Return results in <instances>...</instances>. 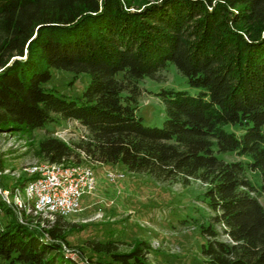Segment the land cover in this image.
<instances>
[{"label": "trees", "instance_id": "obj_1", "mask_svg": "<svg viewBox=\"0 0 264 264\" xmlns=\"http://www.w3.org/2000/svg\"><path fill=\"white\" fill-rule=\"evenodd\" d=\"M168 62L199 91L160 90L163 125H145L138 82ZM51 68L89 73L83 98L46 89ZM56 116L87 134L77 142L46 136L38 150L45 161L123 164L160 182L198 179L211 213L204 263L264 264V0H0V130L32 134ZM227 152L249 160L217 156ZM0 205V264H149L143 241L128 252L96 243L112 259L85 258L67 251L62 217L40 230L16 217L2 222L3 211L14 214Z\"/></svg>", "mask_w": 264, "mask_h": 264}, {"label": "rangeland", "instance_id": "obj_2", "mask_svg": "<svg viewBox=\"0 0 264 264\" xmlns=\"http://www.w3.org/2000/svg\"><path fill=\"white\" fill-rule=\"evenodd\" d=\"M52 78L44 84L66 99L80 100L90 83L89 73H80L51 68ZM118 78L122 77L119 72ZM139 95L136 113L148 126L161 127L165 120V108L157 93L173 88L191 95L199 89L192 87L187 78L168 62L157 73V78L144 77L138 82ZM56 121L32 134L22 131L0 130V159L2 160V184L9 189L28 179L27 168L45 164L39 154V143L48 135L68 142H77L86 134V129L73 120L56 116ZM226 131L243 133L239 125L227 124ZM226 161L249 158L235 153H217ZM66 160L65 165L82 164L92 167L97 180L103 181L93 195H85L82 209L63 217V229L71 249L80 251L85 258L112 259L107 252H95L96 243H110L114 251L128 252L139 241L149 246L144 252L149 264H205L201 253L205 237L202 227L210 222V210L204 195L206 185L198 179L160 182L145 173L129 172L123 164H99L82 159ZM121 173L123 178L110 182L106 172ZM255 182V175L248 172ZM264 206V196H258ZM1 201V198H0ZM1 207V205H0ZM2 222L13 221L15 216L1 213ZM0 261H2L0 259ZM6 264L7 261L2 262ZM15 264H23L17 261Z\"/></svg>", "mask_w": 264, "mask_h": 264}, {"label": "built area", "instance_id": "obj_3", "mask_svg": "<svg viewBox=\"0 0 264 264\" xmlns=\"http://www.w3.org/2000/svg\"><path fill=\"white\" fill-rule=\"evenodd\" d=\"M28 179L11 189L3 186L0 171V198L19 223L35 229L51 228L59 217L82 209L85 195H93L98 181L92 167L82 164L46 162L27 169ZM110 182L121 180V173H105ZM77 253L78 250L66 248Z\"/></svg>", "mask_w": 264, "mask_h": 264}, {"label": "crops", "instance_id": "obj_4", "mask_svg": "<svg viewBox=\"0 0 264 264\" xmlns=\"http://www.w3.org/2000/svg\"><path fill=\"white\" fill-rule=\"evenodd\" d=\"M76 122V121H75ZM84 127V126H83ZM85 128V127H84ZM98 181V185L97 186H99V184H101V182L103 181V178L102 179H99V180H97Z\"/></svg>", "mask_w": 264, "mask_h": 264}]
</instances>
